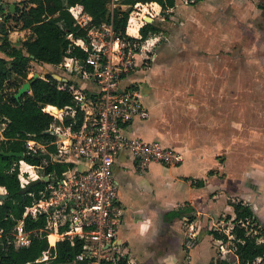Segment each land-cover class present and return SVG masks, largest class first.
Returning a JSON list of instances; mask_svg holds the SVG:
<instances>
[{"label":"crops","instance_id":"obj_1","mask_svg":"<svg viewBox=\"0 0 264 264\" xmlns=\"http://www.w3.org/2000/svg\"><path fill=\"white\" fill-rule=\"evenodd\" d=\"M18 1L4 0V7L15 8ZM133 7L139 11L129 12L125 32L153 57L125 74L121 85L140 89L149 116L125 125L122 134L158 141L180 151L183 160L175 166L152 162L140 172L128 151L116 157L113 177L125 211L122 251L131 264H209L227 249L208 229L232 238V203L251 208L256 221H246L250 230L264 229V25H254L264 19V0H176L163 13L156 2ZM10 20L13 33H20L14 44L33 38L30 29ZM146 23L159 31L140 41ZM1 57L7 58L0 51ZM70 58L44 65L62 72L54 75L58 85L76 94L85 120L98 87L78 63L71 62L70 71L63 65ZM177 209L183 219L168 220L165 213ZM259 234L257 241L264 242Z\"/></svg>","mask_w":264,"mask_h":264},{"label":"trees","instance_id":"obj_2","mask_svg":"<svg viewBox=\"0 0 264 264\" xmlns=\"http://www.w3.org/2000/svg\"><path fill=\"white\" fill-rule=\"evenodd\" d=\"M23 1L25 4L21 8L16 5L14 13L5 16V2L0 0V14L4 22L12 19L15 23H20L22 28L30 29L34 35L32 39L21 41L20 46L12 44L7 29L0 21V51L7 57L0 58V127L3 137L0 140V150L24 153L22 158L0 154V186L5 190V193L0 195V264H71L81 250L79 242L75 240L72 244L64 237L51 240L49 233L44 230L43 214L35 218L29 215L23 218L25 229L30 231L29 245L16 246L13 242L12 231L16 222L22 218L25 207L40 197L39 191L47 183L42 180L24 192L26 186L21 187L19 181V160L31 165H42L39 175H49L55 179L73 166L66 160L51 161L49 158L40 157V153H28L24 140L28 137L44 142L57 139L55 134L47 131L54 119L43 110L48 105V109L54 114L58 113L56 107L61 110V125L72 131L78 130L83 120V112L76 105L72 91L68 87L59 88V80L50 73L31 81V78H27L29 63L33 60L39 64L59 66L66 56L84 59L88 54L89 36L87 30L76 23L75 17L80 14L90 15V24L94 26L111 22L117 34L129 41H135L136 39L129 37L125 32L133 5L156 2L163 13L172 8L176 0H122L127 8L117 9L113 13L107 6L108 0ZM158 31L156 26L146 23L139 29V40ZM25 81H30V91L16 99L14 94ZM46 149L50 154L55 152L53 144L48 145ZM197 184L201 185L202 182ZM232 206L235 213L234 226L230 232L232 238L213 228L208 229V233L221 240L225 246L230 243L226 246V252L211 260L209 264H255L257 258H261V262L264 261V242H258L257 237L249 232L251 226L245 224L250 219L252 222L256 221L253 211L241 201L232 203ZM165 216L168 220L183 219L181 209L170 210ZM260 232L264 235V229L261 228ZM125 261L124 256L115 264H125ZM139 264L154 262L146 259Z\"/></svg>","mask_w":264,"mask_h":264},{"label":"built area","instance_id":"obj_3","mask_svg":"<svg viewBox=\"0 0 264 264\" xmlns=\"http://www.w3.org/2000/svg\"><path fill=\"white\" fill-rule=\"evenodd\" d=\"M107 6L113 13L127 5L122 0H108ZM75 19L81 28L87 30L88 54L82 60L67 59L63 65L70 71L71 62L78 63L83 77L97 85L94 109L79 129L72 131L61 125L59 114H54L47 106L43 108L54 118L47 131L55 134L57 139L44 142L28 137L24 140L26 151L48 154L51 161L66 160L73 166L55 179L49 175L40 177L38 170L42 165L19 160L21 187L37 178H45L47 183L39 191L40 197L25 207L22 218L16 222L12 231L13 242L16 246L29 245L30 231L25 229L23 218L43 214L44 230L49 233V238L53 237L51 240L64 237L72 244L75 240L79 242L81 250L71 264H115L125 256L119 238L125 211L113 177L116 157L121 151H128L136 169L144 172L152 162L175 166L182 162L183 154L158 141H145L122 134L125 125L149 116L140 89L122 86V78L143 60L153 56L143 55V45L137 40L129 41L117 34L111 22L91 25V17L87 13ZM58 87L68 86L59 84ZM50 144L55 146L53 154L46 149ZM125 262L131 264L130 259L126 258ZM256 262H261V258H257Z\"/></svg>","mask_w":264,"mask_h":264},{"label":"rangeland","instance_id":"obj_4","mask_svg":"<svg viewBox=\"0 0 264 264\" xmlns=\"http://www.w3.org/2000/svg\"><path fill=\"white\" fill-rule=\"evenodd\" d=\"M24 1L23 0H19L18 1V3H17V5L21 8L25 3H23ZM130 11L132 12V11H139V9L138 8H131L130 9ZM10 13L9 12V10H6V13ZM14 13V12H13ZM12 14V13H11ZM254 22H255V26L256 27H258V28H261L263 25H264V19H261V18H259V19H257V20H254ZM6 24H7V26H5V28L7 29V34H8V37H9V41L12 43V44H14L15 43V41H16V36L18 35L19 36V34L20 33H18V34H16L15 35V33H13L15 30L13 29V24L14 23H12L11 22V20H9V21H7L6 22ZM17 31H20L19 29H18V27H17ZM28 33H24V37H29V35H27ZM0 43H2V37L0 36ZM19 46V45H18ZM138 69V68H137ZM34 73H39V75H45V74H48V73H50V74H52V75H57V76H59V75H63L62 74V72H60L59 73V71H58V69L57 68H55V67H51V68H49V67H46L44 64H39V63H36V64H34V63H29V74H28V77L27 78H31L32 77V75L34 74ZM74 73H76V72H74ZM80 74V73H79ZM53 77H55L56 78V76H53ZM18 166H19V162H18ZM23 166V165H22ZM38 173H39V170H38ZM41 177V176H40ZM0 195H2V194H4L5 193V191H1V189H0ZM4 192V193H3ZM0 202H1V200H0ZM233 227V226H232ZM253 228H254V226H253ZM250 232V234L252 235V236H256V237H259L260 236V228L258 227V229L255 231V233H254V231L253 230H250L249 231ZM260 240H261V238L259 239V242H260ZM207 244H208V242L205 240L203 243H202V245L200 246V250L201 251H203V250H205V248H206V246H207ZM226 247V246H225ZM221 256V253L219 254V257ZM201 258H198V262H199V260H200ZM201 261V260H200Z\"/></svg>","mask_w":264,"mask_h":264},{"label":"water","instance_id":"obj_5","mask_svg":"<svg viewBox=\"0 0 264 264\" xmlns=\"http://www.w3.org/2000/svg\"><path fill=\"white\" fill-rule=\"evenodd\" d=\"M15 11L14 5L11 4L9 7V12L13 13ZM8 13L5 15L7 16ZM1 24H3V21H1ZM39 75L37 73H35L32 77H31V81H33L35 78H37ZM54 76V75H53ZM30 91V81H25L17 90V92L14 94V97L16 99H19L24 93L29 92ZM56 110L59 112L61 111L60 109L56 108ZM0 154L4 155V156H15L18 158H22L24 156V153L21 152H13V151H4V150H0ZM40 157H46L49 158L48 154H41ZM42 180H45V178H37L33 181H31L25 188H24V192L28 191L29 188L37 183H40Z\"/></svg>","mask_w":264,"mask_h":264},{"label":"bare ground","instance_id":"obj_6","mask_svg":"<svg viewBox=\"0 0 264 264\" xmlns=\"http://www.w3.org/2000/svg\"><path fill=\"white\" fill-rule=\"evenodd\" d=\"M51 238H53V237L51 236Z\"/></svg>","mask_w":264,"mask_h":264}]
</instances>
